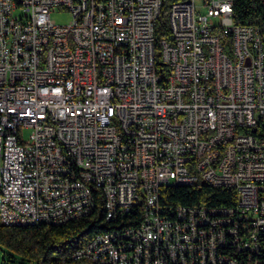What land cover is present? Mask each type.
Segmentation results:
<instances>
[{
	"label": "built area",
	"instance_id": "built-area-1",
	"mask_svg": "<svg viewBox=\"0 0 264 264\" xmlns=\"http://www.w3.org/2000/svg\"><path fill=\"white\" fill-rule=\"evenodd\" d=\"M198 182L237 199L162 204ZM100 195L121 222L71 257L264 264V23L234 0H0V223L64 224Z\"/></svg>",
	"mask_w": 264,
	"mask_h": 264
},
{
	"label": "trees",
	"instance_id": "trees-1",
	"mask_svg": "<svg viewBox=\"0 0 264 264\" xmlns=\"http://www.w3.org/2000/svg\"><path fill=\"white\" fill-rule=\"evenodd\" d=\"M168 3L164 2L155 25L156 60L159 41L170 37L167 21ZM236 24L264 23L261 0H234ZM160 199L167 207L182 205H231L237 195L231 187L212 186L205 182L195 185H165ZM121 221L108 220L103 197L96 201L95 210L88 216L64 224L39 223L28 225H3L0 223V251L2 264H20L25 261L37 264H99L87 256L71 257L90 238L116 227ZM125 218V223H129ZM41 262V263H40Z\"/></svg>",
	"mask_w": 264,
	"mask_h": 264
},
{
	"label": "rangeland",
	"instance_id": "rangeland-1",
	"mask_svg": "<svg viewBox=\"0 0 264 264\" xmlns=\"http://www.w3.org/2000/svg\"><path fill=\"white\" fill-rule=\"evenodd\" d=\"M52 18L54 20H56L58 23H68L71 19V16L69 15V13L66 10H58V11H54L52 12ZM30 130L27 128L25 129V134L26 136L29 134ZM20 264H37V263H30V262H23Z\"/></svg>",
	"mask_w": 264,
	"mask_h": 264
},
{
	"label": "bare ground",
	"instance_id": "bare-ground-1",
	"mask_svg": "<svg viewBox=\"0 0 264 264\" xmlns=\"http://www.w3.org/2000/svg\"><path fill=\"white\" fill-rule=\"evenodd\" d=\"M49 222L53 224L62 223V216H52L49 218ZM84 246V245H83ZM82 246V247H83ZM84 255H76V257H83Z\"/></svg>",
	"mask_w": 264,
	"mask_h": 264
}]
</instances>
